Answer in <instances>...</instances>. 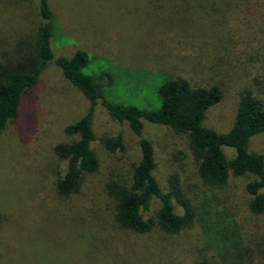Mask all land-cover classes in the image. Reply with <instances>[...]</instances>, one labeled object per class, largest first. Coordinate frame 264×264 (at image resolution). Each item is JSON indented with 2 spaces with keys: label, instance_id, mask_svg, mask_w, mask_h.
<instances>
[{
  "label": "rangeland",
  "instance_id": "rangeland-1",
  "mask_svg": "<svg viewBox=\"0 0 264 264\" xmlns=\"http://www.w3.org/2000/svg\"><path fill=\"white\" fill-rule=\"evenodd\" d=\"M35 3L0 0V62L12 64L30 55L40 23ZM236 3L47 0L57 29L50 39L52 60L70 58L77 51L86 53L92 60L84 73L103 80L105 101L147 111L158 109L157 89L167 80L179 78L202 88L217 86L221 99L205 112L201 123L226 133L239 94L249 91L264 100V21L258 24L250 11L242 14L250 17L241 18ZM23 99L17 118L0 131V212L8 216L5 228L0 224V264H86L76 258L72 240L78 235L92 238L70 226L83 219L96 242L111 241L110 251L117 246L130 264H264V215L248 211L244 191L251 178L229 175L224 186H207L197 175L185 135L143 123L142 135L153 149L154 177L162 191H167L170 176L177 178L193 218L177 233L155 227L146 235H129L109 222L114 203L105 189L109 181H128L139 157L137 138L126 123L112 120L101 107L94 109L92 150L97 170L83 178L78 193L63 198L56 196L55 182L65 164L54 156L53 147L69 141L63 130L87 112L88 102L52 61ZM117 134L123 150L109 152L103 141ZM263 146L261 133L250 138L247 151L261 153ZM222 154L229 160L234 151L223 147ZM158 208L153 200L146 216L152 217ZM26 210L33 211L28 216ZM15 212L16 219L43 245L40 252L18 251ZM175 213H183L177 204ZM219 229L222 235L230 231L236 236L224 241L217 235Z\"/></svg>",
  "mask_w": 264,
  "mask_h": 264
},
{
  "label": "trees",
  "instance_id": "trees-1",
  "mask_svg": "<svg viewBox=\"0 0 264 264\" xmlns=\"http://www.w3.org/2000/svg\"><path fill=\"white\" fill-rule=\"evenodd\" d=\"M35 1L40 23L33 36L30 55H19L20 59L12 64L0 62V131L7 123L17 118L23 98L33 90L38 76L52 61L63 78L88 102L87 112L63 130L69 141L53 147L54 156L65 164L63 175L55 182L56 196L67 198L75 195L81 188L83 178L96 172L98 165L92 150L94 134L91 121L93 112L101 107L112 120L126 123L137 138L139 150V157L131 168L129 180H112L105 187L107 195L114 203L109 222L115 229L127 231L129 235H146L157 227L163 232L173 234L189 225L193 218L191 207L179 190L177 178L170 176L167 180V191H162L154 177L153 149L142 135L143 123L167 127L176 135H185L196 162L197 175L207 186L222 187L229 175L251 178L244 188L249 198L247 209L253 215H264V146L261 153L247 151L250 138L264 133V100L261 97L249 91L239 94L233 123L226 133L214 132L203 127L201 123L205 112L221 99V91L217 86L202 88L190 86L179 78L167 80L157 89L159 107L152 111L107 102L101 94L103 80L84 73V69L92 60L89 55L77 51L70 58L52 60L50 39L57 30L56 23L47 0ZM236 2V10L241 18L250 17L242 15L250 11L256 14L253 15L258 24L264 21V0ZM226 3L228 9L229 3ZM103 144L109 152L123 150L120 134L104 140ZM223 147L233 149V158H224ZM153 200L159 203V208L152 217H148L146 215ZM176 204L183 209L181 215L175 213ZM16 211L19 213L20 208H16ZM29 211L33 210H26L28 216ZM17 212L14 213L15 219ZM3 213L0 212V224L5 228L4 221H7L8 216ZM86 222L83 219L70 224L81 234L88 232L92 238L88 240L78 235V239L75 237L72 240V250L74 249V254L76 253L80 262L87 264L91 252L92 262L89 264L131 263L130 258L122 251H116L119 249L117 246L110 251L111 241L106 245L96 242L92 236L93 232L85 226ZM14 234L18 251L29 253L38 249L40 252L43 248L30 228L17 219ZM217 235L224 241L236 236L230 231L222 235L220 229ZM21 240L25 242H20ZM66 249L69 250L67 246ZM200 264L207 263L201 261Z\"/></svg>",
  "mask_w": 264,
  "mask_h": 264
}]
</instances>
